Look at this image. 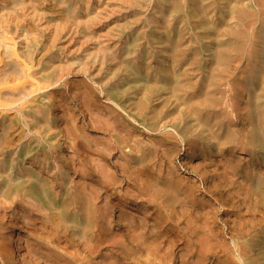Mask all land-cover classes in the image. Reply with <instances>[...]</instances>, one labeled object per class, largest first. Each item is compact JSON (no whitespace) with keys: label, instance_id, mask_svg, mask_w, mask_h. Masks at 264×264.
<instances>
[{"label":"clouds","instance_id":"obj_1","mask_svg":"<svg viewBox=\"0 0 264 264\" xmlns=\"http://www.w3.org/2000/svg\"><path fill=\"white\" fill-rule=\"evenodd\" d=\"M0 264H264V0H0Z\"/></svg>","mask_w":264,"mask_h":264}]
</instances>
